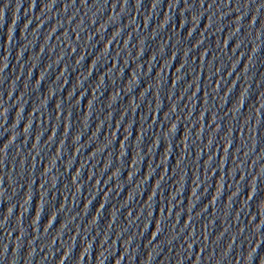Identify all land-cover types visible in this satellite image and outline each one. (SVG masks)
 Segmentation results:
<instances>
[{
	"label": "water",
	"instance_id": "obj_1",
	"mask_svg": "<svg viewBox=\"0 0 264 264\" xmlns=\"http://www.w3.org/2000/svg\"><path fill=\"white\" fill-rule=\"evenodd\" d=\"M0 264H264V0H0Z\"/></svg>",
	"mask_w": 264,
	"mask_h": 264
}]
</instances>
